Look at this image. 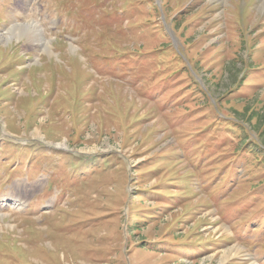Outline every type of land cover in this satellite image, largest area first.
Masks as SVG:
<instances>
[{"label": "rangeland", "instance_id": "1", "mask_svg": "<svg viewBox=\"0 0 264 264\" xmlns=\"http://www.w3.org/2000/svg\"><path fill=\"white\" fill-rule=\"evenodd\" d=\"M0 264H264V0H0Z\"/></svg>", "mask_w": 264, "mask_h": 264}, {"label": "bare ground", "instance_id": "2", "mask_svg": "<svg viewBox=\"0 0 264 264\" xmlns=\"http://www.w3.org/2000/svg\"><path fill=\"white\" fill-rule=\"evenodd\" d=\"M32 24H33V23H32ZM24 25H25V24H24ZM28 26H29V25H28ZM19 29H20V28H19ZM14 30H15V29H14ZM24 30H25V29H24ZM27 30H28V29H27ZM29 34L31 35L33 41H35L36 39L38 40L37 36H34L33 33H32L31 31H29ZM18 36H19V35H18ZM20 36H21V35H20ZM20 36H19V37H20ZM1 37H2V36H1ZM12 37H13V36H12ZM26 37H27V36H26ZM31 37H30V38H31ZM10 38H11V37H10ZM17 206H18V204H17ZM20 209H22V208H20Z\"/></svg>", "mask_w": 264, "mask_h": 264}]
</instances>
